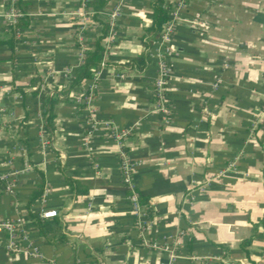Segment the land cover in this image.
I'll return each mask as SVG.
<instances>
[{"label": "crops", "instance_id": "crops-1", "mask_svg": "<svg viewBox=\"0 0 264 264\" xmlns=\"http://www.w3.org/2000/svg\"><path fill=\"white\" fill-rule=\"evenodd\" d=\"M151 1L100 9L104 19L119 6L107 61L141 53ZM14 2L29 24L0 43V173L15 185L0 186V220L24 216L27 240L12 252L0 233V264H164L166 245L172 264H264V0H187L171 37L168 124L152 109L157 39L143 71L102 67L69 93L78 100L95 83L91 105L57 102L49 123L45 98L62 97L54 85L76 74L100 24L88 17L78 37L83 0ZM10 6L0 0L1 39L19 14L12 19ZM121 129L129 133L115 140ZM121 152L135 165L138 215ZM66 177L82 183L78 192ZM38 186L30 210H56L61 222L48 239L27 213Z\"/></svg>", "mask_w": 264, "mask_h": 264}, {"label": "trees", "instance_id": "trees-1", "mask_svg": "<svg viewBox=\"0 0 264 264\" xmlns=\"http://www.w3.org/2000/svg\"><path fill=\"white\" fill-rule=\"evenodd\" d=\"M108 0H83L82 4L85 9H90L89 20L97 21L100 24V32L94 40L93 46L90 50L86 51L83 60L78 67L76 74L74 76H66V84H55L54 88L56 94L61 95V98L47 96L45 98V111L44 114H47V120L50 123L53 118L52 107L54 104L60 101H69L75 100L69 97L71 89L76 86H81L86 80L94 79L98 71L102 67H109L117 72H141L145 69L148 64L149 51L153 43L158 38L160 30L163 24L168 20L167 7L168 4L164 0H152L149 3L150 11L146 13V17L149 21V24L143 28V33L140 37V43L142 46V51L137 56L133 57L127 62L116 63L109 62L105 59V54L108 51L104 40L108 36V31L110 24L105 19H101L99 16V11L105 6ZM25 5L20 2L15 3V8L19 14L15 20L8 25V31L6 32L9 35V38H0V43H6L12 45V37L15 32L20 29L27 27L29 24L27 13L25 11ZM110 45V43H109ZM37 91H33L32 94L35 96ZM77 102L78 110L84 108V104L79 100ZM35 102H33L32 109L35 110ZM66 182L71 191L78 192L82 183H78L76 179L71 177H66ZM124 190L128 192L127 187H124ZM42 191V186H38L36 191L32 194L29 201L27 202V213L31 222L38 229V232L45 239H48V234L56 231H60L61 222L57 218L51 220H46L40 216L39 212H32L30 210L31 204L40 196ZM141 203H144L142 198H139ZM62 242L65 241L64 237H52L49 242Z\"/></svg>", "mask_w": 264, "mask_h": 264}, {"label": "built area", "instance_id": "built-area-1", "mask_svg": "<svg viewBox=\"0 0 264 264\" xmlns=\"http://www.w3.org/2000/svg\"><path fill=\"white\" fill-rule=\"evenodd\" d=\"M10 3L11 6L9 15L13 19L17 15V11L14 7V0H10ZM186 4L187 0H173L172 4L170 3V5H168V20L163 24L156 41V47H154L153 57H155L156 59V73L150 88L151 95L153 97L152 109L161 115L160 123L164 124L169 123L170 114L169 104L167 100V86L172 72L170 58L173 53V47L171 43V37L174 31V26L180 17V11L185 7ZM90 14L91 12L88 9H84V12L81 13L82 25L77 27L76 29L78 37L82 35L86 24V19L90 16ZM118 15L119 6H116L111 10H107L103 14L104 19L110 24L108 36L104 40V43L108 49L111 37L115 32V23ZM95 88L96 84H91L90 87L87 90L83 91L78 98V100L86 107L91 105L93 101ZM128 133L129 131L125 129L115 130L113 131V138L119 141L121 139H124ZM120 157L122 165L123 184L130 192L129 200L132 206V210L135 214L138 215V212H140V203L138 195L135 191L134 182L132 180V174L135 165L132 161L128 160L127 156L123 152H121ZM25 169H29V166L25 165ZM1 185L7 192H12L15 187L14 181L9 178V175L2 173H0V186ZM39 213L40 216L45 219L56 217L59 214L56 210H43ZM25 223L26 219L24 216H18L13 219L10 218L0 220V233H4L7 235V248L12 252L21 251V247L19 246L23 241L27 240L26 231L24 229ZM159 249H162L164 252L168 253L169 258L164 264H172V261L175 257L172 249H170L167 245L162 248L159 247ZM28 253L34 256L38 255L35 247H31V249L28 250Z\"/></svg>", "mask_w": 264, "mask_h": 264}, {"label": "rangeland", "instance_id": "rangeland-1", "mask_svg": "<svg viewBox=\"0 0 264 264\" xmlns=\"http://www.w3.org/2000/svg\"><path fill=\"white\" fill-rule=\"evenodd\" d=\"M48 87V86H47Z\"/></svg>", "mask_w": 264, "mask_h": 264}]
</instances>
